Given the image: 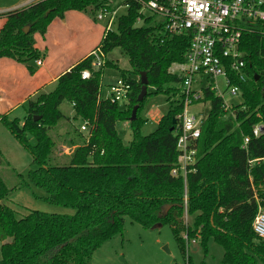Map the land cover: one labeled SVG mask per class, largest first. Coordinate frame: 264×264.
<instances>
[{
    "label": "trees",
    "instance_id": "obj_1",
    "mask_svg": "<svg viewBox=\"0 0 264 264\" xmlns=\"http://www.w3.org/2000/svg\"><path fill=\"white\" fill-rule=\"evenodd\" d=\"M109 2L38 0L4 13L0 58L25 63L34 73L30 63L39 57L35 33L44 35L50 23L64 18L67 11L95 18ZM138 10L139 5L130 2L126 13L118 17L117 30L107 32L98 45L105 56L121 48L128 58L132 70H120L119 76L130 84L125 110L100 95L103 67L110 63L105 60L93 70V56L88 55L58 77L54 90L28 101L22 123L0 113V124L30 154L33 167L26 178L18 174L19 182L13 187L0 175V264H89L94 250L122 233L125 216L146 228L169 224L182 251L185 229L188 240L199 239L204 248L211 239L222 246V264H264V239L252 229L258 207L264 209V132L253 135L255 125L264 126V37L253 33L242 38L245 79L228 70L232 83L241 89L242 102L231 112L212 89L203 90L198 102L209 101L210 110L196 141L195 171L187 175L185 188L182 178L170 174L177 161L183 96L180 76L168 69L186 61L190 35H168L153 17L144 21L154 25L136 26ZM86 69L91 76L82 79ZM142 72L147 88L155 89L152 94L175 98V105L148 135L140 131L146 121L139 116L145 98L137 100ZM66 100L74 110L72 118L60 110ZM136 104V118L130 121L132 140L124 145L116 124L129 121ZM77 121H87L86 135ZM59 146L70 152L58 156ZM5 164L0 150V167ZM20 187L30 188L34 197L48 204L75 212L29 210L21 215L4 203ZM185 213L193 216L190 226L183 223Z\"/></svg>",
    "mask_w": 264,
    "mask_h": 264
},
{
    "label": "built area",
    "instance_id": "obj_2",
    "mask_svg": "<svg viewBox=\"0 0 264 264\" xmlns=\"http://www.w3.org/2000/svg\"><path fill=\"white\" fill-rule=\"evenodd\" d=\"M130 2L139 5L137 22L144 20V12L149 11V17H153L168 35H190L186 61L175 64V69L177 67L181 73L183 108L178 115L177 161L170 171L171 176L183 179L186 188L187 175L195 171L196 141L206 118V114L189 110L192 105L203 104L198 102L203 98V91H194L192 85L207 80V88L212 89L215 95L224 100L226 111H232L231 105L225 101L226 94L220 90V83L227 94L241 97V89L232 83L228 70L234 71L241 80L245 79L243 69L246 66L244 60L246 53L241 48L242 38L244 34L253 33L264 37V0H125L126 8L129 7ZM118 7L112 8L109 2L97 11L96 19L106 22L104 35L111 31ZM90 55L93 56V70L103 66L105 55L99 47ZM41 63L42 61L38 59L37 64L41 65ZM90 76V70L86 69L81 73L82 79H89ZM129 90L130 84L118 77L106 86L105 98L113 103H124L128 101ZM262 91L264 92V85ZM79 130L88 132L87 121L80 124ZM259 134V124H257L253 127V135ZM247 142L248 137H245L244 146ZM252 229L259 238L264 239V209L260 206ZM182 236L188 246L190 242H195V239L188 240L186 231Z\"/></svg>",
    "mask_w": 264,
    "mask_h": 264
},
{
    "label": "rangeland",
    "instance_id": "obj_3",
    "mask_svg": "<svg viewBox=\"0 0 264 264\" xmlns=\"http://www.w3.org/2000/svg\"><path fill=\"white\" fill-rule=\"evenodd\" d=\"M9 1L13 2L14 0ZM124 1L125 0H110L112 8H117L122 4L118 7L117 16L114 19V23L111 25V31L117 30L118 17L124 15L127 11ZM8 4L10 3L0 0V10L6 8ZM143 16L145 18L149 17L150 12L145 11ZM82 17L87 19L86 25H83L84 32L80 29L82 25L79 22V20L81 21V19H83ZM68 20V37H70V39L67 37L68 45L69 49L71 48L73 52L80 51V47H82V45L84 46L86 43L88 45L93 44L94 40L97 42L95 46L101 43L104 37L106 22L97 20L96 14L95 18H92V16L83 13L79 18L74 16ZM135 25H154V22L148 24L142 20L141 22L136 21ZM105 60L110 64L103 67L104 81L101 89L102 99H106V84L109 80L120 76V70H132L128 58L121 48H114L105 56ZM168 72L171 74H175L176 72L178 76L181 75L177 67L175 69V64L169 67ZM131 76L138 78V76L133 74H131ZM207 87L208 82L205 79L202 80L201 83L196 82L192 85L194 91L200 92ZM154 90V87L147 88V92H150V94L145 97L141 111L139 112V116L146 119L140 128L141 134L143 135H148L153 132L157 128L159 119L162 115H164L172 105H175L174 97L167 99L166 95L152 94ZM220 90L226 94L225 101L228 105H231V107L242 102L241 97H234L227 94L224 87L221 86V83ZM126 103L127 102L120 103L119 109L125 110ZM25 109V106L20 107L9 117H17L22 123L26 115ZM71 109L70 102L67 100L60 105V110L65 115H69V111H72ZM189 110L207 115L210 110V102L206 101L199 106L192 105L189 107ZM76 124L79 126L81 122L77 121ZM259 130L260 132H264V126L259 125ZM116 131L124 145H128L131 142L132 129L130 121L123 120L117 122ZM82 133L86 135L87 132L83 131ZM0 150L6 160L5 166L0 167V175L8 186L13 187L19 182L18 174L26 178L28 171L33 168L31 166V156L2 124H0ZM56 152L57 155L60 156L62 153H69L70 150L66 147L59 146ZM20 189L21 190L18 189L11 192L8 197L16 193L9 200H6L9 203L8 205L19 214H26L29 210H40L61 214H73L75 212L72 208L48 204L42 199L34 197L31 189L28 187H22ZM33 190L40 193V191L35 188H33ZM6 201L4 203H6ZM183 223L187 226L192 225L193 216H185L184 214ZM184 232L185 229L181 232V235H183ZM223 253V247L217 244L213 239L208 241L205 248L202 246L199 239H195V242H190L189 246L186 245L185 251H182L169 224L146 228L139 223L131 221L129 217L125 216L122 233L114 235L94 250L89 264H188V257H190L191 260L190 264H222L221 260ZM258 264L263 263L259 261Z\"/></svg>",
    "mask_w": 264,
    "mask_h": 264
},
{
    "label": "crops",
    "instance_id": "obj_4",
    "mask_svg": "<svg viewBox=\"0 0 264 264\" xmlns=\"http://www.w3.org/2000/svg\"><path fill=\"white\" fill-rule=\"evenodd\" d=\"M4 1L10 4L0 10V29L6 21L4 13L28 6L38 0ZM82 14L78 11H67L64 18H55L50 23L44 35L39 33L34 34L35 47L39 52V57L30 63L35 69L34 73L29 72L25 63L8 57L0 58V113L11 116L20 107H26L29 100L34 101L40 94L49 93L54 90L57 85V79L61 74L90 55L98 47L95 46L97 42L94 40L91 45L87 43L84 46L82 45L80 51L73 52L71 48L69 49L68 19L74 16L79 18ZM82 18L79 22L82 25L80 29L84 32L83 25H86L87 19L85 17ZM38 59L42 61L41 65L37 64ZM118 77L109 80L106 86ZM71 110L69 111V115H66L70 118L74 115L73 108ZM20 188L16 190H21ZM15 193L7 197L5 201L9 200ZM6 204L9 203L6 201ZM155 227H158V225Z\"/></svg>",
    "mask_w": 264,
    "mask_h": 264
},
{
    "label": "water",
    "instance_id": "obj_5",
    "mask_svg": "<svg viewBox=\"0 0 264 264\" xmlns=\"http://www.w3.org/2000/svg\"><path fill=\"white\" fill-rule=\"evenodd\" d=\"M28 29H29V26L27 25V26H25L23 28V31L24 32H27ZM256 79H257V77H256ZM140 82H141V90H140V92L138 94V97H137L138 102H142L143 99L146 97V94H147V83L148 82H147L146 74L144 72H142L140 74ZM138 107H139L138 104H136V105L133 106L132 111H131V116L129 118V121H133L136 118V114H137ZM173 123H175V119H173ZM157 225L159 226L160 224H157ZM157 225H155V226H157Z\"/></svg>",
    "mask_w": 264,
    "mask_h": 264
}]
</instances>
